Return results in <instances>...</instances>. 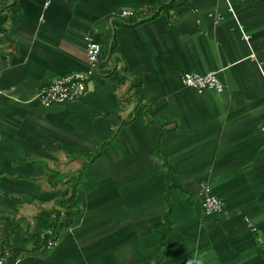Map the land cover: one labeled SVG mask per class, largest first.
Instances as JSON below:
<instances>
[{"label":"crops","instance_id":"1","mask_svg":"<svg viewBox=\"0 0 264 264\" xmlns=\"http://www.w3.org/2000/svg\"><path fill=\"white\" fill-rule=\"evenodd\" d=\"M0 29L2 264H264V0H0ZM88 37L101 74L44 107ZM212 71L224 92L182 84ZM78 172L80 213L45 242Z\"/></svg>","mask_w":264,"mask_h":264},{"label":"built area","instance_id":"2","mask_svg":"<svg viewBox=\"0 0 264 264\" xmlns=\"http://www.w3.org/2000/svg\"><path fill=\"white\" fill-rule=\"evenodd\" d=\"M48 5L49 3L46 4V6ZM229 10L233 12L231 7ZM138 16L134 10H125L121 11L116 17L122 21H126ZM246 40H248L247 37ZM86 42L88 69L85 72L75 73L41 87L35 99L44 107L49 108L75 102L86 93L92 78L100 73L99 65L102 47L91 37L86 38ZM182 84L184 87L200 94L208 90L222 93L225 89L217 71L206 74L186 72L182 75ZM199 197L206 215H222L225 212V203L214 194L211 187L203 185L200 188ZM244 220L250 230H256L249 218H244ZM54 245V243H50L49 248H52Z\"/></svg>","mask_w":264,"mask_h":264},{"label":"trees","instance_id":"3","mask_svg":"<svg viewBox=\"0 0 264 264\" xmlns=\"http://www.w3.org/2000/svg\"><path fill=\"white\" fill-rule=\"evenodd\" d=\"M168 8H170V6L166 7V9H168ZM148 18L149 17H145V19H148ZM132 19H135V18H132ZM1 33H3L2 29H0V34ZM110 52H111V57L114 56V48L113 47L110 49ZM101 59H102V56H101ZM100 65H101V60H100ZM101 66H99L100 67V73L96 74L92 79H94L96 76H99L101 74V69H102ZM120 73H123V68L120 70ZM99 157H100V153H98L91 160V162L95 161ZM81 181H82V176L78 172L77 178L72 183V188H71L72 195H71V197L68 199L61 200L59 202V205L61 206L62 211L59 212L58 215L56 216V227L50 236L46 235L45 242H49V240L51 238H55V236H59V233L68 229L72 223V220L75 218V216H77L80 213V209H79L78 205L76 204V197H77V191H78V188L81 184ZM62 214L64 217H62Z\"/></svg>","mask_w":264,"mask_h":264},{"label":"clouds","instance_id":"4","mask_svg":"<svg viewBox=\"0 0 264 264\" xmlns=\"http://www.w3.org/2000/svg\"><path fill=\"white\" fill-rule=\"evenodd\" d=\"M189 264H202V261L200 259H193L189 261Z\"/></svg>","mask_w":264,"mask_h":264}]
</instances>
